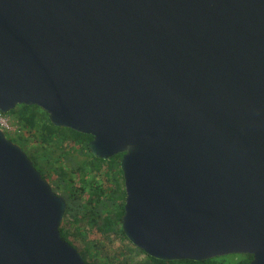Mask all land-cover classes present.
<instances>
[{
  "label": "water",
  "instance_id": "water-1",
  "mask_svg": "<svg viewBox=\"0 0 264 264\" xmlns=\"http://www.w3.org/2000/svg\"><path fill=\"white\" fill-rule=\"evenodd\" d=\"M122 154V227L160 260L264 264V0H0V111ZM68 208L0 128V264H87Z\"/></svg>",
  "mask_w": 264,
  "mask_h": 264
},
{
  "label": "trees",
  "instance_id": "trees-1",
  "mask_svg": "<svg viewBox=\"0 0 264 264\" xmlns=\"http://www.w3.org/2000/svg\"><path fill=\"white\" fill-rule=\"evenodd\" d=\"M8 115L16 120L20 139L25 141L26 147L31 145L29 151H33V156L28 155L53 190L59 194V187L75 194L68 201V210L61 224L62 236L73 245L77 239L87 237L84 249H77L87 264H101L102 238L115 234L128 239L122 227L126 202L122 154L109 160L95 157L89 149L92 135L55 126L48 112L37 105L19 104ZM83 219L87 221L82 227ZM64 229L67 233H74L71 236L73 241L65 235ZM128 242L132 250L143 251ZM146 255L148 259L141 264H249L254 258L252 254H232L235 256L232 260L219 256L195 261L160 260Z\"/></svg>",
  "mask_w": 264,
  "mask_h": 264
},
{
  "label": "rangeland",
  "instance_id": "rangeland-1",
  "mask_svg": "<svg viewBox=\"0 0 264 264\" xmlns=\"http://www.w3.org/2000/svg\"><path fill=\"white\" fill-rule=\"evenodd\" d=\"M0 114L4 117L9 118L10 123H13L15 126H17L16 120L12 115H8V113H3L2 111H0ZM5 133L8 138H11L12 140L20 144L28 154H33V151H29V147L31 145L28 144L26 147L25 141L20 139L21 135H18L19 133H21L20 131H5ZM86 221L87 219H83L80 226H85ZM67 226L68 225L65 224L66 229ZM86 239L87 237L77 239L75 243L76 247L83 250L84 246H86ZM128 240L129 239H125L121 235L116 236L115 234L110 235V237L108 238H102V244L104 245V247L101 250V264H118L119 261H121V264H141L142 261L147 260L148 257L146 253L139 250H132ZM234 257L235 256H232V254L226 255L227 260H232Z\"/></svg>",
  "mask_w": 264,
  "mask_h": 264
},
{
  "label": "built area",
  "instance_id": "built-area-1",
  "mask_svg": "<svg viewBox=\"0 0 264 264\" xmlns=\"http://www.w3.org/2000/svg\"><path fill=\"white\" fill-rule=\"evenodd\" d=\"M0 128L5 131H19L18 126H15L13 123H10L9 118L4 117L0 114Z\"/></svg>",
  "mask_w": 264,
  "mask_h": 264
},
{
  "label": "flooded vegetation",
  "instance_id": "flooded-vegetation-1",
  "mask_svg": "<svg viewBox=\"0 0 264 264\" xmlns=\"http://www.w3.org/2000/svg\"><path fill=\"white\" fill-rule=\"evenodd\" d=\"M109 160V159H108ZM105 182V181H104ZM104 184H106V183H104ZM58 195H60V196H63V197H65L66 198V200H67V204H68V201L70 200V199H72L74 196H75V194L72 192V191H65V189L63 188V189H61V188H59L58 187ZM67 210H68V208H67ZM67 212V211H66ZM65 230V235L70 239V240H72L73 241V239H72V235H74V233L71 231V232H69V233H67V230L66 229H64ZM75 246V245H74Z\"/></svg>",
  "mask_w": 264,
  "mask_h": 264
}]
</instances>
